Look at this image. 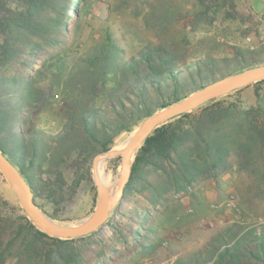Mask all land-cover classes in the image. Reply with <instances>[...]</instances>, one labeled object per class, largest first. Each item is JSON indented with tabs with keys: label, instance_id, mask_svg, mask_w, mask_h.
Here are the masks:
<instances>
[{
	"label": "trees",
	"instance_id": "16d2710c",
	"mask_svg": "<svg viewBox=\"0 0 264 264\" xmlns=\"http://www.w3.org/2000/svg\"><path fill=\"white\" fill-rule=\"evenodd\" d=\"M219 2L216 8L227 6L226 17H235L232 0ZM85 5L86 0H0V149L34 198L45 197L54 210L66 184L61 165L67 156L89 158L105 152L116 137L160 108L218 78L264 63L253 49L235 48L233 59L204 55L185 60L151 44L125 58L109 34L82 55L69 56L65 43L74 36V29L69 28L68 19L73 18L77 27ZM205 7L202 12L209 9ZM38 56L46 70L51 69L54 81L77 89L78 101L102 98L104 107L79 104L62 132L52 137L27 128L21 114L29 115L38 81L29 72L51 80L33 68L30 58ZM247 86L253 88V104L242 106L236 99H223ZM247 86L210 99L152 130L134 154L116 204L118 208L127 202L132 207L121 214L145 228L142 219L166 209L172 200L194 198L205 182L218 187L225 174L249 170L257 160L264 163V79ZM50 138L56 146L49 144ZM7 204L0 202V264H90L87 255L97 245V240L90 239L93 232L74 238L49 236L20 205L13 215ZM111 225L120 233L126 228L122 223L121 228L116 222ZM253 233L258 251L251 257L264 264V229ZM236 245L219 251L225 261L240 263L242 243Z\"/></svg>",
	"mask_w": 264,
	"mask_h": 264
},
{
	"label": "rangeland",
	"instance_id": "374dc122",
	"mask_svg": "<svg viewBox=\"0 0 264 264\" xmlns=\"http://www.w3.org/2000/svg\"><path fill=\"white\" fill-rule=\"evenodd\" d=\"M218 1L222 0H86L79 25L74 27L73 18L68 19L74 36L66 41L65 48L70 51L69 56L78 57L109 34L125 58L151 44L185 60L204 55L233 59L235 48L253 49L258 50L264 62V0H232V18L225 15L227 6L215 7ZM206 5L209 9L202 12ZM30 59L34 69L51 75V69L42 65V56ZM29 73L38 81L29 115L21 114L27 128L40 129L52 137L62 132L79 104L104 107L102 98L88 102L84 97L81 103L71 84L54 81L51 76V80L42 79L44 76L37 75V71ZM223 99H236L248 106L254 102L253 88L247 86ZM136 128L121 133L107 151L122 145ZM48 140L56 146L54 139ZM97 154L89 158L66 157L61 165L66 184L55 210L45 197L35 198L39 208L50 218L53 216L56 224L76 226L92 215L100 200L93 176ZM119 157L116 155L108 164L114 181ZM251 168L225 174L218 187L212 181L205 182L194 198L172 200L166 209L142 219L145 228L121 214L131 204L123 202L118 208L115 205L106 221L92 231L90 239L97 240V245L87 255L90 264H238L225 261L219 254L223 247L227 251L237 246L236 242L242 243L238 246L243 252L239 264H260L251 253L258 251L253 231L264 229V163L257 160ZM77 178L78 183L74 184ZM1 201L8 203L6 208L13 215L18 205L24 212L14 189L0 172ZM115 222L116 226L125 225L123 233L112 227Z\"/></svg>",
	"mask_w": 264,
	"mask_h": 264
},
{
	"label": "water",
	"instance_id": "95a60500",
	"mask_svg": "<svg viewBox=\"0 0 264 264\" xmlns=\"http://www.w3.org/2000/svg\"><path fill=\"white\" fill-rule=\"evenodd\" d=\"M263 79L264 64L251 66L218 78L193 91L181 100L160 108L151 115L145 117L135 131L127 138L123 149L119 153V169L117 171L115 191L108 198L102 201L98 200L97 206L92 215L87 220L78 223L76 226L58 225L44 210L39 208L31 188L1 149L0 172L14 189L18 199L24 207V212L39 230L49 236L59 238L85 236L106 221L111 210L119 201L123 188L130 175L134 154L143 140L155 127L175 116L198 107L210 99L227 94L235 89L242 88ZM108 152L109 151L98 153L94 158V161L101 156L107 155ZM131 156H133L132 159Z\"/></svg>",
	"mask_w": 264,
	"mask_h": 264
},
{
	"label": "bare ground",
	"instance_id": "6f19581e",
	"mask_svg": "<svg viewBox=\"0 0 264 264\" xmlns=\"http://www.w3.org/2000/svg\"><path fill=\"white\" fill-rule=\"evenodd\" d=\"M125 143L126 141L122 143V145L113 147L107 155L101 156L94 161L93 176L100 195L99 201L108 198L116 189V181L113 180L115 176L112 170L108 167V164L113 157L119 155ZM132 157L133 156H131V159ZM112 187L114 188L113 192H111Z\"/></svg>",
	"mask_w": 264,
	"mask_h": 264
}]
</instances>
